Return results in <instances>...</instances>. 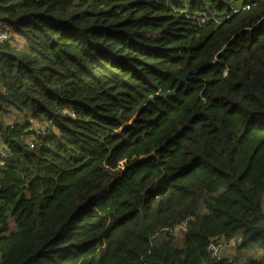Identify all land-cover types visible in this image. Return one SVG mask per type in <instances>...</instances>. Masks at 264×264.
Instances as JSON below:
<instances>
[{"label": "trees", "instance_id": "16d2710c", "mask_svg": "<svg viewBox=\"0 0 264 264\" xmlns=\"http://www.w3.org/2000/svg\"><path fill=\"white\" fill-rule=\"evenodd\" d=\"M0 21V264H264V0H0Z\"/></svg>", "mask_w": 264, "mask_h": 264}, {"label": "built area", "instance_id": "2783aa9c", "mask_svg": "<svg viewBox=\"0 0 264 264\" xmlns=\"http://www.w3.org/2000/svg\"><path fill=\"white\" fill-rule=\"evenodd\" d=\"M3 29V31H1ZM8 26L2 24L0 21V39L3 40L7 38ZM1 154L3 155L4 152L2 151ZM187 220H183L174 226L165 227L170 233H175L181 229H184L186 226ZM222 249V243L220 241H212L208 246V252L210 259L213 261H217L221 258L220 250Z\"/></svg>", "mask_w": 264, "mask_h": 264}, {"label": "rangeland", "instance_id": "374dc122", "mask_svg": "<svg viewBox=\"0 0 264 264\" xmlns=\"http://www.w3.org/2000/svg\"><path fill=\"white\" fill-rule=\"evenodd\" d=\"M8 118V122L12 121L14 118H15V115L12 113L10 116L7 117ZM18 118L19 120H23V117L22 115L18 114ZM125 162L126 161H121L120 163V166L119 167H116V168H108L109 172L115 176L119 173H121L122 170H124L123 168H125ZM9 227L10 228H13V222L12 220L10 221V224H9ZM234 241L235 240H231L229 242H223L222 243V249L220 250V253H221V256L222 255H229L232 251H233V247H234Z\"/></svg>", "mask_w": 264, "mask_h": 264}, {"label": "water", "instance_id": "95a60500", "mask_svg": "<svg viewBox=\"0 0 264 264\" xmlns=\"http://www.w3.org/2000/svg\"><path fill=\"white\" fill-rule=\"evenodd\" d=\"M221 52V51H220ZM197 69H192V70H187L186 72H184L183 74H180L177 76V80H178V83L181 84V83H186L187 80L190 78L191 74L193 72H195ZM176 90V87L174 89H171V90H166V91H162L160 90L158 92L157 95H162V96H168V95H172ZM124 169V168H123ZM123 171V170H122ZM121 171V172H122Z\"/></svg>", "mask_w": 264, "mask_h": 264}, {"label": "crops", "instance_id": "0c3cea01", "mask_svg": "<svg viewBox=\"0 0 264 264\" xmlns=\"http://www.w3.org/2000/svg\"><path fill=\"white\" fill-rule=\"evenodd\" d=\"M230 255V254H229ZM223 256V255H222ZM225 256V255H224Z\"/></svg>", "mask_w": 264, "mask_h": 264}, {"label": "bare ground", "instance_id": "6f19581e", "mask_svg": "<svg viewBox=\"0 0 264 264\" xmlns=\"http://www.w3.org/2000/svg\"><path fill=\"white\" fill-rule=\"evenodd\" d=\"M9 41V40H8Z\"/></svg>", "mask_w": 264, "mask_h": 264}]
</instances>
